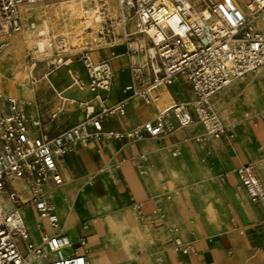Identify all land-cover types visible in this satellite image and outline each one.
Wrapping results in <instances>:
<instances>
[{
	"label": "crops",
	"instance_id": "1",
	"mask_svg": "<svg viewBox=\"0 0 264 264\" xmlns=\"http://www.w3.org/2000/svg\"><path fill=\"white\" fill-rule=\"evenodd\" d=\"M30 31L31 28L27 27L20 32L25 34L24 37H0V44L7 43L6 47H12L6 65L11 76L20 82L23 81V74L19 79L22 73L20 52L28 45L26 36ZM122 43L102 42L81 51L84 53L87 49L95 62L112 60L115 81L107 95V105L129 97L125 87L132 81L131 61L126 53H116ZM29 50L32 49L25 51L26 60H29ZM73 51L71 49L66 55L65 62L55 66L54 59L42 58L35 51L39 58L36 66L26 68L35 72L45 63L49 70H43L40 76L35 73L29 76V87L15 98L24 101L22 106L19 104L21 110L39 119L42 130L52 135L84 120L86 102L95 104L97 92L90 91L84 61L79 60ZM93 53H97L96 56ZM116 55H123L127 66L120 70L119 75L113 60ZM72 58L81 64L82 71L75 60L72 63ZM138 60H144V57ZM60 66H73L77 82H82L85 87L65 88L70 78L64 77ZM262 71L264 68L234 81L212 98L215 109L222 112L220 119L234 135L231 139L209 136L199 141L197 138L206 133L204 125L196 122L181 126L174 114L171 117L173 128H168L166 122L165 131L160 136H147L141 141L124 136L148 121L156 123L158 113L183 102L185 94L190 99L185 106L197 118L190 105L196 95L185 76H180L177 84L155 88L151 103L139 97L129 98L125 115L108 117L103 121L104 131L121 137L92 139L87 144L77 142L71 152L58 161L64 182L60 185L50 183L44 194L58 215L59 227L53 229L34 207L23 209L24 212L25 209L33 212L50 226L48 230L42 228L38 239L32 240L39 244L41 231H45L47 234L64 233L72 237V244L77 240L80 243L88 236V228H96L99 221L107 227L101 236L108 234L111 215L97 205L101 200L112 199L128 219L134 217L140 226L145 227L150 243L160 252L167 249V245H162L167 240V226L174 238H182L189 249L187 252L178 249L176 264H264V205L250 198L237 174L241 165L252 164L264 187V106L253 104L240 117L234 111H223L229 90ZM46 72L59 82L54 84ZM150 74L147 70V80L151 78ZM0 96V114L8 113L10 101L5 100L10 97ZM234 101L235 98L230 103ZM176 151L178 155L174 154ZM183 227L187 231L184 236ZM100 249L93 247L86 251L83 248L92 264ZM68 250L70 253L71 249ZM158 263L154 261V264Z\"/></svg>",
	"mask_w": 264,
	"mask_h": 264
},
{
	"label": "built area",
	"instance_id": "2",
	"mask_svg": "<svg viewBox=\"0 0 264 264\" xmlns=\"http://www.w3.org/2000/svg\"><path fill=\"white\" fill-rule=\"evenodd\" d=\"M44 1L54 0H0V37L24 31L28 26L23 8ZM118 4L121 30L102 29L100 40L87 45L118 40L126 44L132 78L125 87L128 98L106 104L115 81L112 60L95 62L85 49L83 61L89 75L88 87L97 93L95 104H84V120L52 135L42 130L39 119L21 110L16 100H9L10 111L0 114V264H34L40 257L44 258L43 264H90L83 250L85 239L73 246L64 233L41 231L46 248L36 244L23 209L34 207L53 229L59 227L58 215L44 194L50 183L60 185L64 182L58 161L69 154L77 142L87 144L92 139L121 137L104 131L103 121L125 115L129 98L139 97L151 103L155 88L171 85L185 76L196 95L193 109L197 120L185 105L177 104L171 110L180 125L201 122L206 133L197 138L199 141L209 136L234 137L229 126L220 119L212 98L234 81L264 68V28L257 24L259 19L264 22V0H214L208 6V14L196 12L188 0H170V3L118 0ZM130 22H134V31L128 28ZM30 28L35 29V24ZM44 34L38 32L39 36ZM57 42L61 46L55 51L54 66L65 62L66 55L74 48L67 46L64 37ZM5 45L7 43L0 47ZM48 46H53L52 39ZM36 50L45 51L39 47ZM34 52H27L33 68L39 60ZM142 57L144 60L139 61ZM147 70L151 73L149 80L146 79ZM77 83L85 87L82 82ZM166 116L167 111L163 110L156 116V123L148 121L124 136L134 141L160 136L165 131ZM237 174L250 198L264 205V187L253 165H241ZM178 248L184 252L189 249L184 244H179Z\"/></svg>",
	"mask_w": 264,
	"mask_h": 264
},
{
	"label": "rangeland",
	"instance_id": "3",
	"mask_svg": "<svg viewBox=\"0 0 264 264\" xmlns=\"http://www.w3.org/2000/svg\"><path fill=\"white\" fill-rule=\"evenodd\" d=\"M67 1L69 0L44 1L31 5H26L23 8L22 10L23 17L25 18V23L27 24V26L30 28L32 23L35 24V29H31L30 34H32V36L35 38L36 41L53 39V46L51 47L46 45L45 51L39 53L36 50L38 49L36 43L32 45L28 43V45L23 47L20 52L21 62H22L20 66V71H22V73L20 74L21 76L19 75V79L20 78L22 79V74H23V81L22 82L18 81L15 77L11 76L10 71H8L9 73L8 77L10 80H14L20 86L25 85L27 83L25 71L27 68H30L31 63L29 62V60L24 59L26 49H32L36 51L38 56L42 55V58L52 57L53 59L56 56V52H55L56 49H58L61 46V44H59L57 40L59 38L64 37L67 40L68 43L67 46L74 47L71 48L74 49L73 54H75L79 60L83 61V52L81 51H83V48L90 47L87 45L88 43H91L94 40H100L99 33L102 29L115 28L116 30H121V25H122L120 22L121 13L119 9L118 0H75V5H76L75 14H73V12L69 10V6L66 4ZM212 2H214V0L213 1L204 0L202 1V3L198 4L197 9L201 10L203 7L208 8V6ZM45 23L49 26V28L46 29ZM119 23L121 25H119ZM257 24L259 27L264 28V22H262L261 19L257 21ZM128 28L131 31L132 30L134 31L135 30L134 22H130ZM42 30L45 31V34L43 36H39L38 32ZM12 35L13 36L20 35L24 37L25 34L15 33ZM120 42L123 41L118 40V44ZM122 44L123 45L117 47L116 49L117 54L126 53V49H127L126 44L125 43ZM108 47L109 46H107V48ZM8 48L10 49L11 52L12 47L9 46ZM93 54H97V53H93ZM109 54L111 55V52ZM9 55L10 53L7 54V57L4 61L5 64L9 58ZM72 59L73 61L75 60L74 58ZM116 59L122 60L124 62L123 63L124 66H122L119 70L116 67L117 74L119 75L120 70L125 68L126 62L123 55L114 56L113 57L114 63ZM76 64L80 66L79 69L82 71L81 64L78 61H76ZM70 67L72 68L73 72H75L73 66L66 67L67 69L64 71V77L70 78V82L67 84V86H65V88L67 87L73 88L74 86L80 88L79 85L77 84L73 85L74 78L72 77L71 73L68 70V68ZM43 70H49V67L45 63L40 65V67L37 68V71L33 72V76L34 73L35 75L40 76ZM27 76L29 77V74ZM174 84L177 83L174 82L171 85ZM8 95L11 97L13 96L14 98L19 97L12 94L11 95L8 94ZM63 97L65 98V96ZM183 97H184L183 100H181L183 102L179 104L186 105L185 103L189 102L190 99L186 94ZM234 98L235 101L233 103H230V101H232ZM225 103L227 105L223 111H225V113L229 112V110L234 111L233 113L237 114L238 116L244 114L245 111H248V109L252 107L253 104H256L257 106H264V72L262 71L257 75L254 74L253 76L248 77L246 80H244L242 84L236 85L234 88L229 90L223 104L225 105ZM228 103H230L231 105ZM218 114L221 117L222 112ZM195 120H197V118H195ZM197 123L202 124L201 122L198 121ZM99 203L103 207L107 208L108 211L111 212L112 219L115 222L119 232L123 233V230L126 227H128L130 224L129 223L130 219L126 217L125 212L122 209L117 208L118 207L117 204L112 199L101 200L99 201ZM24 215L26 216L25 220L28 224L29 230L31 232V238L33 240L38 239L39 232L42 228L46 230L50 228V226H48L44 221L40 220L33 212H30L29 210L25 209ZM131 220L137 223L134 217H132ZM172 226L178 227L176 224H172ZM87 232H88V236L84 238L86 244L84 248L86 249V251H88V249L92 247L101 248L100 249L101 257L99 259V262L96 264H153L154 261H158L164 264H173V259L175 260V257L177 256V253L174 248L175 244H174L173 232L171 231V229H169L168 226H167V240L164 243H162L163 246L167 245V249H165L164 252H160L154 245L150 243L148 238V233L145 230V234L143 238L144 246L142 247L141 245H139L136 249H130L129 250L130 256L127 258L115 257L116 255L115 248L119 246V237L117 233L111 231L108 234L101 236V234L103 233H101L98 228H88ZM185 232L187 231L183 227L182 228L183 236ZM73 244L75 245L79 244V240L73 241ZM144 255H148V256L145 258L143 257Z\"/></svg>",
	"mask_w": 264,
	"mask_h": 264
},
{
	"label": "bare ground",
	"instance_id": "4",
	"mask_svg": "<svg viewBox=\"0 0 264 264\" xmlns=\"http://www.w3.org/2000/svg\"><path fill=\"white\" fill-rule=\"evenodd\" d=\"M165 2L167 3H170V0H164ZM202 1L204 0H188L189 4L191 6H193V8L195 9L196 12H201V13H204V14H208V8L207 7H203L201 10H198L197 9V6L198 4L202 3ZM213 1V0H212ZM66 4L69 6V10H71L73 12V14H75V11H76V5H75V0H69L66 2ZM242 8H244L241 4H239ZM100 18V17H99ZM98 18V19H99ZM44 21V20H43ZM100 21V20H99ZM98 22V21H97ZM46 24V23H45ZM46 29L49 28V26L46 24ZM131 27V26H130ZM54 29V28H53ZM66 30V29H65ZM50 31V30H49ZM133 31V30H132ZM41 32H44L45 31H41ZM55 32V31H54ZM53 37V36H52ZM50 38V37H49ZM53 40V39H52ZM141 40L142 42L146 43V39L144 37H141ZM26 42L27 43H30L31 45L32 44H35L37 45V47H39L41 50H44L46 45H49V39H45V40H38L36 41L35 38L32 36V34H27L26 36ZM20 43V42H19ZM47 43V44H46ZM19 45V44H18ZM17 48V47H16ZM10 53V49L8 48V46H2L0 47V95H4L6 97H10L8 98L7 100L5 101H8V100H16L19 102V104H21V106L25 103L24 101H20L18 99H15L13 96H9L8 94H12V95H16V96H19V94L21 92H23L25 90V88H28V84L26 83L25 85H22L20 86L18 83H16L14 80H10L9 79V69L8 67L6 66L5 64V59L7 57V54ZM93 56H96V54H93ZM68 61V60H67ZM73 59H72V63H73ZM123 61L122 60H118L116 59L115 60V65L117 67V69L119 70L123 65ZM67 65V64H66ZM60 70L62 71H65L67 68L66 67H63V66H60ZM69 72L71 73L72 77L74 78V84L73 85H76L77 84V79H76V75H75V72H73L72 68H68ZM26 73V79L28 78V74L29 76H33V71L30 69H26L25 71ZM49 73L46 72V76H48V78L50 80L53 81V83L55 84V82H59V79H56L53 80L52 77L50 75H48ZM67 78V77H66ZM72 85V86H73ZM71 86V87H72ZM90 89V88H89ZM91 92H95L93 90L90 89ZM2 97V96H0ZM195 100V99H194ZM193 102L190 103L191 106H193ZM177 105V104H176ZM175 106V105H174ZM173 106V107H174ZM172 108V107H171ZM171 108H168V109H165V111H167V116L165 117V120L167 122V126L168 128H173V125L171 123V117L173 116V111L171 110ZM179 152H177L176 155H178ZM168 198H170V196H168ZM99 208L101 209H104L106 211H108L107 208L103 207L99 202H98V205H97ZM111 215V212L108 211ZM126 215V214H125ZM42 218V217H41ZM44 219V218H43ZM111 220H112V224L110 225L111 227H109L108 229V233L113 231L115 233L118 234V237H119V246H117L115 248L116 250V255L115 257L116 258H121V257H129L130 256V253H129V250L130 249H136L139 245H141L142 247L144 246L143 245V238H144V234H145V227H142L139 225V223H135L133 220L130 219V224L128 227H126L124 230H123V233H120L115 222L113 221L112 219V216H111ZM96 228L99 229V231L101 233H105L106 232V225L102 222H97L96 224ZM45 233V231H43ZM70 239L72 240V237H70ZM101 240V239H100ZM116 240V239H115ZM110 241V240H109ZM142 243V244H141ZM184 241L182 240V238L180 237H175L174 238V248H175V251L178 252V245L179 244H183ZM109 244V243H108ZM40 246H43L44 248H46L45 246V242H44V239H43V236L41 234V241L39 242ZM86 245V244H85ZM95 246V245H94ZM88 247V246H87ZM93 248V247H92ZM95 248V247H94ZM112 248V247H111ZM90 249V248H89ZM101 257V251L99 250L98 254L94 255L93 257V260H94V264L98 263L99 262V259ZM90 261V264L91 263V260L89 259ZM154 261V260H153ZM34 264H43L44 262V258L43 257H40V258H36L34 260ZM176 259L174 260L173 259V264H176ZM154 264V263H153ZM158 264H164V263H161L159 262Z\"/></svg>",
	"mask_w": 264,
	"mask_h": 264
}]
</instances>
